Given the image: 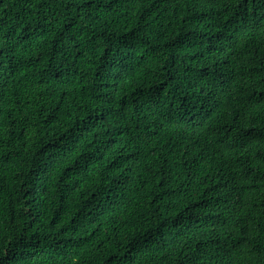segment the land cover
I'll list each match as a JSON object with an SVG mask.
<instances>
[{
    "label": "trees",
    "instance_id": "trees-1",
    "mask_svg": "<svg viewBox=\"0 0 264 264\" xmlns=\"http://www.w3.org/2000/svg\"><path fill=\"white\" fill-rule=\"evenodd\" d=\"M0 264H33V0H0ZM34 264H264V0H34Z\"/></svg>",
    "mask_w": 264,
    "mask_h": 264
}]
</instances>
